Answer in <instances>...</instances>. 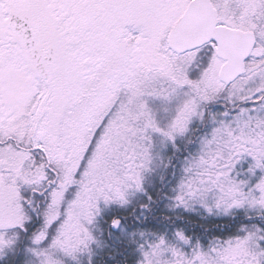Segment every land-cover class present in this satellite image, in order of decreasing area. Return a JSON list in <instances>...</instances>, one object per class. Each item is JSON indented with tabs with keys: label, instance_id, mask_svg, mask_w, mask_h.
<instances>
[{
	"label": "snow or ice",
	"instance_id": "snow-or-ice-1",
	"mask_svg": "<svg viewBox=\"0 0 264 264\" xmlns=\"http://www.w3.org/2000/svg\"><path fill=\"white\" fill-rule=\"evenodd\" d=\"M0 264H264V0H0Z\"/></svg>",
	"mask_w": 264,
	"mask_h": 264
}]
</instances>
